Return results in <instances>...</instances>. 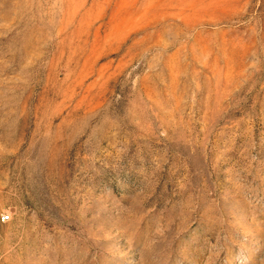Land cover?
<instances>
[{"label": "rangeland", "instance_id": "obj_1", "mask_svg": "<svg viewBox=\"0 0 264 264\" xmlns=\"http://www.w3.org/2000/svg\"><path fill=\"white\" fill-rule=\"evenodd\" d=\"M0 264H264V0H0Z\"/></svg>", "mask_w": 264, "mask_h": 264}, {"label": "built area", "instance_id": "obj_2", "mask_svg": "<svg viewBox=\"0 0 264 264\" xmlns=\"http://www.w3.org/2000/svg\"><path fill=\"white\" fill-rule=\"evenodd\" d=\"M10 217L9 216H2V221L5 222L6 220H8Z\"/></svg>", "mask_w": 264, "mask_h": 264}]
</instances>
